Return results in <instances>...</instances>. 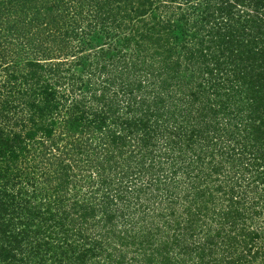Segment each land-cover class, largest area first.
I'll return each instance as SVG.
<instances>
[{"label":"trees","instance_id":"16d2710c","mask_svg":"<svg viewBox=\"0 0 264 264\" xmlns=\"http://www.w3.org/2000/svg\"><path fill=\"white\" fill-rule=\"evenodd\" d=\"M1 30L0 264H264V0H0Z\"/></svg>","mask_w":264,"mask_h":264},{"label":"rangeland","instance_id":"374dc122","mask_svg":"<svg viewBox=\"0 0 264 264\" xmlns=\"http://www.w3.org/2000/svg\"><path fill=\"white\" fill-rule=\"evenodd\" d=\"M8 26H11V24H7ZM6 25V26H7ZM2 32H0V37L2 36L3 38H4V36L2 35L4 32H3V30H1ZM126 34H128V33H126ZM0 41H1V39H0ZM14 45H15V43H13V44H10V45H6V47H8V51H9V54H14V55H10V56H14V58H16V60L15 59H13L14 61H15V63L16 64H13V61H12V59H7V60H4V59H2L1 58V55L2 54H4V55H6V56H8V58H13V57H9V55L8 54H5V51H3L2 50V47L0 46V79H1V70L5 67V66H11L12 64H13V66H15V65H18V64H22V60H21V58H17L16 57V54L18 53L17 52V48H15L14 47ZM6 50V49H5ZM7 63V64H6ZM196 66V65H195ZM198 72H196L195 74L191 71H189V70H186L185 71V74H184V77L186 78L185 80H186V82L187 81H192V84L190 83V84H186L187 85V93L188 94H190V95H192V94H194L195 95V100L193 101V98L192 97H190V101H191V103H192V105H186V103H185V105L187 106V107H190L191 109H192V111H195V113L196 112H198V108L200 109V107H201V105H200V100L202 99V100H205L206 99V95H207V78L206 77H203V80H201L200 79V75H198L197 74ZM202 82V85H201V87H200V89H198L197 88V86H198V84L199 83H201ZM205 88V89H204ZM183 90H184V88H183ZM217 120H219V118H217ZM217 120H214L213 122L215 123ZM211 123V125L212 124H214V123ZM210 128H213L214 129V127H212V126H210ZM222 132L223 131H221L220 133L222 134ZM219 132L216 134V132L213 134V135H210V136H212V138H213V140L215 141V142H217L216 143V146L215 147H212V148H216L215 150L217 151V150H219V148L221 149V148H227V146H232L230 143H229V141H228V138L227 137H223V135H222V139H219V140H217V138H219L218 137V135H221ZM214 142V143H215ZM230 144V145H229ZM219 152H220V150H219ZM226 151L225 150H222V153L224 154ZM219 157V158H218ZM224 158H227V157H225V155L223 156ZM217 158V160H220V156H217L216 157ZM185 162H187L188 163V160H185ZM244 162H246V161H244ZM247 163V162H246ZM227 165H228V163H226V167H227ZM233 169V168H232ZM232 169H230V168H225V171H224V174H223V177H224V179H226V180H229L228 178H230V177H236V178H242V177H245V178H247L248 176H249V174L248 173H244V174H241V172H239V171H234V170H232ZM235 172V173H234ZM229 174H231V175H229ZM182 178H180L179 180H181Z\"/></svg>","mask_w":264,"mask_h":264}]
</instances>
